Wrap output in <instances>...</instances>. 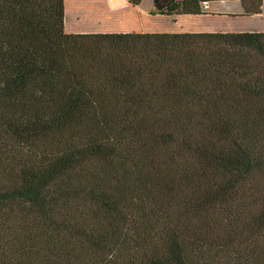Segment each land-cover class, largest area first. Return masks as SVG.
I'll return each instance as SVG.
<instances>
[{"label": "trees", "instance_id": "trees-1", "mask_svg": "<svg viewBox=\"0 0 264 264\" xmlns=\"http://www.w3.org/2000/svg\"><path fill=\"white\" fill-rule=\"evenodd\" d=\"M221 1L264 20V0L153 6ZM65 15L0 0V264H264V30L70 34Z\"/></svg>", "mask_w": 264, "mask_h": 264}, {"label": "rangeland", "instance_id": "rangeland-1", "mask_svg": "<svg viewBox=\"0 0 264 264\" xmlns=\"http://www.w3.org/2000/svg\"><path fill=\"white\" fill-rule=\"evenodd\" d=\"M65 5V22L68 21L80 29H93L101 25L109 29L124 30L144 23L143 19L137 18L134 14L135 8L125 0L110 2L97 0L95 7L93 0H67ZM141 8L142 12L155 14L153 0H143ZM211 9L220 10L222 14L205 18L188 17L189 19L181 22L183 30L194 32H262V22L259 18L241 16L242 8L238 1L212 4ZM147 25L149 26L147 28L155 30L154 32H181V26L166 17L149 18Z\"/></svg>", "mask_w": 264, "mask_h": 264}, {"label": "crops", "instance_id": "crops-1", "mask_svg": "<svg viewBox=\"0 0 264 264\" xmlns=\"http://www.w3.org/2000/svg\"><path fill=\"white\" fill-rule=\"evenodd\" d=\"M96 1L97 0H93L94 2V7L96 6ZM113 1V0H108V2ZM127 3L128 1L125 0ZM143 1V0H142ZM65 2H67V0H65ZM236 2V1H234ZM234 2H226V1H221V2H211V3H205L204 7H203V11L204 14L202 15H175V16H164V15H160L155 13L154 15L152 13H147L142 12V8L141 5L140 6H133L130 3H128L129 5H131L134 9V14L137 16V18H141L144 20V23H140L137 24L133 27H131V29H124V30H119V29H109V28H105L104 26L101 27H96V28H84V29H80L79 27H77L76 25L66 21L65 22V31L66 33H106V32H136V33H168V32H154L155 30H152L147 24H148V20L149 18H156L157 16L159 17H166L169 18L172 22L179 24L181 26V32H172V33H185V32H194V31H190V30H183V25H181V22L186 21L187 19H189L188 17H192V18H205V17H212V16H217L219 14H222L220 12V10H216V9H211V5L212 4H216V3H221V4H226V3H234ZM65 11H66V5H65ZM249 18H259L260 21L262 22V30H264V21H263V15L262 14H258V15H254V16H250ZM78 20V19H77ZM91 29V30H88Z\"/></svg>", "mask_w": 264, "mask_h": 264}]
</instances>
